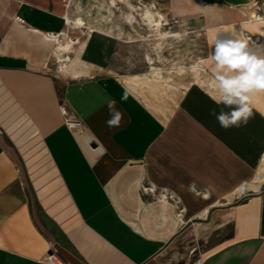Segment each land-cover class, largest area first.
I'll return each instance as SVG.
<instances>
[{
  "label": "crops",
  "instance_id": "0c3cea01",
  "mask_svg": "<svg viewBox=\"0 0 264 264\" xmlns=\"http://www.w3.org/2000/svg\"><path fill=\"white\" fill-rule=\"evenodd\" d=\"M261 2L166 0L172 18L199 20L212 85L210 38L260 34ZM67 18L65 0H0V264H178L180 243L200 264H264V93L228 130L195 79L172 92L155 82V106L143 45L103 31L76 35L57 74ZM109 100L119 127L105 123Z\"/></svg>",
  "mask_w": 264,
  "mask_h": 264
},
{
  "label": "rangeland",
  "instance_id": "374dc122",
  "mask_svg": "<svg viewBox=\"0 0 264 264\" xmlns=\"http://www.w3.org/2000/svg\"><path fill=\"white\" fill-rule=\"evenodd\" d=\"M67 9L68 18L71 21L69 23L71 26L70 36H61L59 40L71 43L72 39L70 48L72 57H76V50L72 46L76 40V35L86 37L87 34L95 31H103L122 40L138 42L143 45L148 67L145 73L147 82L144 89L149 98L146 99L151 100L155 106H157L156 102L162 101L161 99L164 97L155 82L163 87L171 85L169 91L172 92V88L179 86L181 80H171L173 78L170 77L166 83L164 80L154 78L153 66L171 73L182 72L183 70L186 72L194 64L201 66L199 60L205 52V35L198 29L199 20L197 18H172L167 13L166 0H68ZM148 10L152 12V18L145 17ZM78 18L84 22L82 26L74 22ZM253 18H255V14L252 17V21H255ZM155 20L162 22V25H154ZM164 33L168 35H164ZM244 34L245 37L248 35L252 37L248 40L253 45L264 44V31L254 35L248 32ZM257 37H259L258 41L256 40ZM53 65L54 71L60 74V62L55 59ZM197 80L213 88L208 76L198 77ZM71 119L74 118L71 117ZM222 234H229V228H225ZM221 235H213L207 242H198L196 244L197 250L204 249L202 247L210 245ZM190 245L188 247L185 243H180L173 250L178 251L181 255L186 254L184 260H187V264H195L196 248ZM184 260L181 259L178 264H184Z\"/></svg>",
  "mask_w": 264,
  "mask_h": 264
},
{
  "label": "clouds",
  "instance_id": "9594fccd",
  "mask_svg": "<svg viewBox=\"0 0 264 264\" xmlns=\"http://www.w3.org/2000/svg\"><path fill=\"white\" fill-rule=\"evenodd\" d=\"M212 51L208 62L213 65V90L211 99L221 110L210 111L219 126L225 130L247 124L252 116L251 101L257 93H264V44L253 45L242 34H217L210 38ZM128 99L125 91L122 101ZM116 102L109 100V128L119 127L123 114L116 109ZM224 109H228L225 111ZM195 191L194 183L189 185Z\"/></svg>",
  "mask_w": 264,
  "mask_h": 264
},
{
  "label": "bare ground",
  "instance_id": "6f19581e",
  "mask_svg": "<svg viewBox=\"0 0 264 264\" xmlns=\"http://www.w3.org/2000/svg\"><path fill=\"white\" fill-rule=\"evenodd\" d=\"M160 16H162V14H160ZM145 17L146 18H152L153 17L152 12L149 11V10L146 11ZM67 22L68 23L71 22L69 18H67ZM74 22L77 25H80V26H82L83 23H84L81 18H78ZM154 25H157V26L162 25V22H160L159 20H155ZM164 35H168V34L164 33ZM59 37H58V43H57V49H56V55H57L56 57H58V61L60 62V68H65L69 64L70 65L74 64V62L71 61V58H70L69 55L67 57H65V54L66 53L69 54L70 51H71V49H70L71 48V44L68 41L67 42H61L59 40ZM152 74H153L154 78L164 80V82H166V83L168 82V79L170 77L173 78V79L174 78H178V79H182V78L185 79L186 78V79H188L190 81L192 79L197 80L198 77L207 76V74L205 73L204 69L201 66L197 65V64L192 65L191 68H189L188 71H186V72H184V70H183L182 72H174V73L163 71L160 68H154V66H153L152 67ZM207 87H209L210 89L212 88L210 86H207ZM165 88H167V87L165 86ZM70 123H72V122H70ZM71 127L74 128V130L77 131L79 133V135L82 136L83 138L87 136L86 132L80 131L81 127H75V125H73V124H71ZM262 173H264V172H262ZM262 175H264V174H262Z\"/></svg>",
  "mask_w": 264,
  "mask_h": 264
},
{
  "label": "built area",
  "instance_id": "2783aa9c",
  "mask_svg": "<svg viewBox=\"0 0 264 264\" xmlns=\"http://www.w3.org/2000/svg\"><path fill=\"white\" fill-rule=\"evenodd\" d=\"M66 4L68 3V0H65ZM255 8L257 10L256 14H255V18H253L255 21H258V20H262L264 19V2H261V3H257L255 5ZM17 20L20 21V22H23V20L19 17H17ZM248 39H251L252 37L250 35L247 36ZM256 40L258 41L259 40V37L256 38ZM72 122V123H70ZM67 124L68 126L71 127V124L75 125V127H80L81 123L76 120V119H71L69 118L67 120ZM195 264H200L199 262V259L195 261Z\"/></svg>",
  "mask_w": 264,
  "mask_h": 264
},
{
  "label": "water",
  "instance_id": "95a60500",
  "mask_svg": "<svg viewBox=\"0 0 264 264\" xmlns=\"http://www.w3.org/2000/svg\"><path fill=\"white\" fill-rule=\"evenodd\" d=\"M92 146L94 147L95 146V144H92ZM53 253V251L52 250H50L49 251V254H52Z\"/></svg>",
  "mask_w": 264,
  "mask_h": 264
}]
</instances>
